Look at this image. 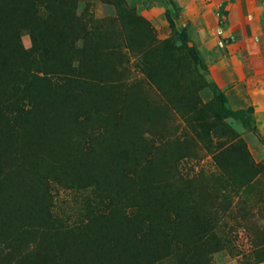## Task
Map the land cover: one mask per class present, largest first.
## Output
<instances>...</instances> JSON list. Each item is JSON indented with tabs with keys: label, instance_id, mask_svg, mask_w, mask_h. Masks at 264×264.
<instances>
[{
	"label": "rangeland",
	"instance_id": "rangeland-1",
	"mask_svg": "<svg viewBox=\"0 0 264 264\" xmlns=\"http://www.w3.org/2000/svg\"><path fill=\"white\" fill-rule=\"evenodd\" d=\"M263 244L264 0H0V264Z\"/></svg>",
	"mask_w": 264,
	"mask_h": 264
},
{
	"label": "trees",
	"instance_id": "trees-1",
	"mask_svg": "<svg viewBox=\"0 0 264 264\" xmlns=\"http://www.w3.org/2000/svg\"><path fill=\"white\" fill-rule=\"evenodd\" d=\"M189 50H191V48H189ZM215 99H216L217 103L221 107L220 110H222V108H223L222 102L224 100L222 94L217 92V94L215 95ZM259 249L262 250V251H264V246L261 245V247L258 248L257 250H259ZM21 258H23V257H21ZM263 261H264V257H257L252 262H247L246 264L261 263ZM35 262H38L36 264H45L46 263V260L40 259V260H37ZM25 263L31 264L30 260H26ZM13 264H15V263H13ZM238 264H240V263H238Z\"/></svg>",
	"mask_w": 264,
	"mask_h": 264
}]
</instances>
